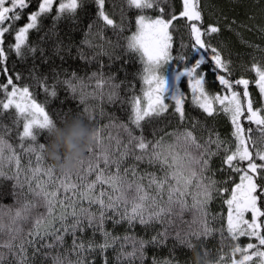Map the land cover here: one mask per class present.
Masks as SVG:
<instances>
[{
	"label": "snow or ice",
	"instance_id": "6c2138e0",
	"mask_svg": "<svg viewBox=\"0 0 264 264\" xmlns=\"http://www.w3.org/2000/svg\"><path fill=\"white\" fill-rule=\"evenodd\" d=\"M98 7V19L104 26H111L113 30L119 29L114 19L105 13V0H95ZM54 0H40L37 11L31 12L27 16L28 22L15 32L14 51L17 56H22L23 47L28 41L30 30H38L39 20L42 15L50 13ZM83 0H61L57 8V15L54 20H59L66 14L74 15L77 9L82 6ZM160 0H126L127 8L138 10L139 15L135 17V31L127 38V50L138 54L143 64V74L141 79L145 85L142 96H134L131 101V114L128 116V123L110 122L102 128L93 129L92 143L88 146L84 155L78 159L71 170H61L60 175H56L52 166L45 165L44 153L47 151L45 143L35 144L40 133L46 132L48 138L51 130L56 126V122L50 117L45 107L36 102L29 91L28 86L18 87L12 76L7 77V82L0 84V90L4 93V99L0 100V116L4 111L14 109L17 125L22 121L23 130L19 133V151L13 149L7 143L4 135L11 131L0 125V176L14 178L17 185L23 190L27 186V192L21 191L18 203L21 205L14 213L9 210L7 213L0 211V264H30L28 255L29 247L32 248V258L42 254L44 249L62 247L65 235L70 234L73 238L72 251L80 254L83 252L101 253L120 243L121 252L117 255V260L122 257L128 259L129 264L138 254L141 264H143V247L146 241H137L134 237L124 236L123 238L113 236L104 228L107 220H112L114 224H119L127 220L129 226L139 220L141 224H148L153 218H160L161 215H173L177 219H182L185 211L190 210L183 199L189 185L196 180L197 188L203 191V199H196L193 210L195 217L189 225L188 235L195 238L197 232L191 231L196 226L199 233L209 235L211 230L205 220V207L212 197L216 181L206 178L204 173L208 170L209 159L217 155L213 152L211 145L215 144L219 150L223 144L219 137L216 140L209 138L205 144L197 142L192 132L185 131L178 137V143L183 145L184 155L177 156L170 147L167 152L162 148V142L155 145L146 140L144 136V126L162 117L169 109L165 100L170 98L175 102L174 115H178L182 121L184 119V95L179 90L176 82L181 77H187L188 83L193 92L194 102L209 117L216 111L214 105L218 104L222 111L230 116L235 137V150L225 148L226 154L223 163L233 172L240 174L239 183H235L231 189V196L225 203L227 205V233L232 240L239 237L254 238L257 243H249L246 248L241 249L236 246L234 253H241L240 260H232V264H249L253 258L259 260V264H264V211L258 206L260 193H264V149H258L256 142L252 139L253 128L247 129L241 123V118H245L250 124H255L264 137V108L254 109L253 100L250 98L248 87L250 81L241 77L231 80L232 70L230 62L223 59L220 51L206 42V37L220 31L218 26H202V14L199 9V0H183V10L179 15H171V18H164V9L160 8L161 15L155 18L143 14L149 9L158 7ZM30 0H0V65L7 59L3 45L5 33H8L14 23L21 20L22 13L29 8ZM123 15V13H122ZM181 19L185 21V27L190 38V48L193 52L199 53L201 50L212 52L211 60L215 68L223 70L226 75L218 74L219 84L228 93L226 95H209L205 90L204 75L199 73L202 64L205 63V56L199 55L195 62L188 66L189 58L180 55L178 59L185 62L183 70H176L174 74L168 66L177 57L172 54L173 31L175 24ZM7 25V26H5ZM55 27V24L53 25ZM92 28V25H89ZM43 40V37H41ZM181 49L189 47L185 45L181 38ZM35 53L37 48L29 49ZM43 54V49H39ZM59 47H57V52ZM81 58H85L81 53ZM63 59V57H61ZM95 59V57H93ZM119 59V57H117ZM101 65L100 73H93L89 79H96V92L92 95H103L101 88L106 86L110 89L107 93L110 102L120 101V84L112 83L114 76L103 78ZM255 72V84L264 97V64L253 63L249 69ZM5 73L7 67L3 68ZM73 79L57 81L67 85L73 93L77 91L74 79H79L76 74H72ZM19 79V75L16 77ZM37 82L43 87L46 93L50 87L51 96L57 95L54 86L47 83L46 78ZM243 86V91H235L236 86ZM11 86V91H9ZM81 90L88 87L82 80L79 82ZM81 102H85L82 96ZM104 115L103 111L100 113ZM89 119L92 118V111L89 106H85L83 114ZM114 119V118H113ZM67 120V118H63ZM132 125L133 127H129ZM133 128L140 130L137 136ZM115 133V134H114ZM125 136V140L121 136ZM182 137V139H181ZM27 144V146H25ZM191 149L197 150L196 155L191 153ZM27 156L28 164L21 163ZM34 157V160H33ZM133 157L136 161L147 159L149 163L159 162L165 170L163 180H157L154 176L149 180V187L156 186L159 192L169 179L176 181L177 187L171 188L168 200L158 201L155 197L149 196L140 183L139 179L129 180L131 174L136 176L135 166L122 168L126 158ZM259 161V162H257ZM241 162H246V167L239 166ZM101 163L103 167H101ZM15 165V171L9 177L3 171L5 165ZM34 165V166H33ZM115 167L113 172L111 169ZM95 174V180L89 177ZM207 179V183L204 181ZM107 185L110 191H100L96 193L98 186L103 188ZM63 192L61 199L58 193ZM225 191H227L225 189ZM118 193L116 195H113ZM30 196V198H29ZM88 201V207H83L82 202ZM164 204V207H160ZM93 205L97 206V211H91ZM131 206V211H129ZM159 208V212L150 214L145 218V210ZM71 209V211H69ZM111 213V215H109ZM246 213H251V220L245 218ZM119 219H116V217ZM71 217V223H69ZM59 227H56V224ZM27 228V231L25 230ZM86 229H91L93 237L97 232L103 237V243L97 244L95 239L87 242L77 236V232L83 233ZM163 235H167L164 233ZM179 236V233H177ZM51 242L44 243L45 240ZM79 241V242H78ZM152 242H157L153 237ZM130 244L131 252H125V245ZM55 264H71L66 258L57 255L53 258ZM75 264H84L82 258H78ZM105 264H108L105 259ZM167 264V262H166Z\"/></svg>",
	"mask_w": 264,
	"mask_h": 264
},
{
	"label": "trees",
	"instance_id": "16d2710c",
	"mask_svg": "<svg viewBox=\"0 0 264 264\" xmlns=\"http://www.w3.org/2000/svg\"><path fill=\"white\" fill-rule=\"evenodd\" d=\"M60 2L61 0H54L52 11L40 18L39 29L30 30L28 41L22 49L24 53L22 56H17L14 47H11L15 45V32L28 22L27 16L31 12L38 10L40 0H30V6L22 13L21 20L15 22L10 31L5 33L2 46L5 49L7 59L0 65V84L6 83L7 77L12 76L13 82L18 87L28 86L33 99L45 107L58 127L65 130H68L75 123L76 115L81 116L83 114L86 105L92 111V118L89 119L87 115H84L83 118L90 122L93 129L102 128L110 122L127 124L128 116L131 114V99L134 96H142L145 90V85L141 79L143 74L142 61L138 54L127 50V38L135 31V17L141 13L138 10L127 8L126 0H105V13L123 29L122 31L119 29L114 31L111 26H104L103 22L98 19V7L95 0H83L82 6L77 9L74 15L66 14L61 16L59 20H54ZM160 8L164 9L165 19L171 18L173 14L178 16L183 10V0H160L158 7L149 9L143 14L155 18L161 15ZM199 9L202 14L203 27L213 25L220 29L218 33H213L205 39L212 47L220 51L223 59L230 62L229 67L232 70V76L229 78L233 81L241 77L248 79L250 81L248 91L253 100L254 109L264 108V97L261 96L255 84L257 77L254 71L249 70L253 63L264 64V0H199ZM54 24L55 27H53ZM89 25H92L91 29ZM175 27L172 54L177 59L168 68L174 72L175 70H183L185 62L178 59L180 55L188 56V66H191L195 59L199 58V55H204L205 63L201 65L198 71L204 75L205 88L212 95L228 94L217 79L218 74H226L223 70L215 68L214 62L211 60V50L193 52L190 48L191 41L185 27V21L181 19L175 24ZM181 38L183 43L189 47L181 49ZM33 47L37 48L35 53L29 51ZM57 47H59L58 52ZM39 49H43V54L40 53ZM81 53L84 54L85 58H81ZM101 65L104 66L103 78L107 79L114 76L115 78L111 82L121 85L119 96L124 101L123 104L119 100L116 102L108 100L107 93L110 89L106 86L101 88L103 95H92L96 92L97 80H90L89 77L93 73H100ZM4 67H7V73L3 71ZM73 73L79 78L73 80V83L77 85L75 93L67 85L57 83L58 80L73 79ZM17 75H19V79L16 78ZM38 78L41 80L46 78L47 83L54 86L57 95L51 96L52 87L46 93L37 82ZM81 80L88 85L83 90L79 87ZM176 83L184 95V119L181 121L178 115L173 114L175 102L172 99L168 100L166 102L169 105L168 111L158 120L144 126V136L153 145L161 141V146L165 152L171 147L172 151L181 157L184 155L183 145L178 143V137L185 131L192 132L197 142L202 145L209 138L216 140L219 137L220 141L223 142L219 150L215 144L211 145L212 151L218 154L209 159L208 170L204 173L206 178L216 181L212 197L204 209L205 220L211 232L209 235H204L202 239L203 234L199 233L197 227L194 226L191 231L197 232V235L195 238L188 235L189 225L195 217V212L191 209L196 199H203V191L197 188L198 182L196 180L183 190L186 192L183 199L190 210L184 212L182 219H177L171 214L168 216L161 215L160 218H153L148 224H141L139 220H136L132 226H129L127 220L119 224L107 220L104 228L113 236L123 238L127 235L134 237L137 241H146L147 243L142 250L143 264H166V262L167 264H232L233 259L240 260L242 258L241 253H234L233 249L236 246L241 249L246 248L245 240L250 239L245 236L232 240L227 233V205L225 201L230 198L231 189L235 183H239L240 175L223 163L225 155L230 154V152L225 153L224 149L235 150L236 141L232 135L234 128L230 116L224 113L221 108H215L216 111L211 117L199 108L193 100V92L186 76L181 77L180 81ZM10 88L11 86H9ZM234 90L242 93L243 86H236ZM253 95L256 96V100L253 99ZM82 96L85 98V102H81ZM3 99L4 93L0 90V100ZM101 111L104 115L100 114ZM261 115H264V112ZM15 118L14 109L4 111V114L0 116V125L11 129L4 135V139L12 145L14 150L19 151V133L22 132L23 126L22 121L18 125L14 123ZM63 118H67V120H63ZM241 123L245 129L253 128L252 139L256 142V147L264 149V137H256L260 134L257 126L250 124L243 117ZM129 127L133 126L129 125ZM133 132L137 136L141 134L139 129L133 128ZM50 139L46 132H42L38 135L35 144L38 146L40 143H45L47 146ZM121 139L126 142L125 136L122 135ZM190 151L193 155L197 153L195 149ZM44 157L45 165L52 166L56 175H60L61 169L55 166L48 157L47 151L44 153ZM28 159L25 156L21 163L27 165ZM132 166H135L136 176L133 177L129 174L128 179H139L148 195L155 197L158 201L166 202L171 188L177 187L176 181L171 179L170 174L164 188L159 192L155 185L149 187V180L153 176L157 180H163L165 177V170L162 169L159 162L149 163L147 159L136 161L133 157H128L122 168ZM239 166L246 167V162H241ZM10 167L11 172L8 170L9 165L7 164L3 169L9 177L15 171V165ZM101 167H103L102 163ZM111 170L114 172L115 167L113 166ZM95 178V174H92L89 180H95ZM258 182L264 183V181ZM204 183H207V179ZM102 190L110 191L108 186L104 185L103 188L98 186L96 193L98 194ZM21 191L27 192V186L25 185L22 190L17 185L16 179L0 176V211L7 213L11 210L14 213L21 206L17 202L18 194ZM116 194L118 193L113 195ZM58 195L61 199L63 198L62 191ZM260 197L258 206L264 211V193H260ZM81 206L87 208L89 206L88 201L84 200ZM164 206V204H160V207ZM91 211L96 212L97 206L93 205ZM129 211H131V206H129ZM156 212H159L158 207L146 209L145 218L147 219L150 214L154 215ZM245 218L250 221L251 213H246ZM116 219L119 217L117 216ZM261 219L264 220V218ZM68 222L71 223V217H69ZM59 226L57 223L56 227ZM25 230L27 231V228ZM164 233L167 235H163ZM77 236L85 242L95 239L97 244L103 243L101 234L97 232L93 237L91 229H86L83 233L77 232ZM153 237H156L157 242H152ZM72 241V236L66 234L62 247L44 249L42 254L37 255L34 259H31L32 248L29 247L30 264H55L53 258L57 255L66 258L71 264H75L78 258H82L84 264H105V259H107L108 264H129L125 257L117 260V255L121 252L120 243H123L122 239L114 247L103 253L86 251L81 253L80 257L75 251H72ZM250 241L249 243H257L254 238ZM49 242H51L50 239L44 241V243ZM123 251L131 252V245H125ZM255 259L249 264H259V260ZM130 264H141L139 254L130 261Z\"/></svg>",
	"mask_w": 264,
	"mask_h": 264
},
{
	"label": "clouds",
	"instance_id": "9594fccd",
	"mask_svg": "<svg viewBox=\"0 0 264 264\" xmlns=\"http://www.w3.org/2000/svg\"><path fill=\"white\" fill-rule=\"evenodd\" d=\"M93 128L90 122L76 115L75 123L68 129L57 125L50 132L47 155L61 170H71L92 143Z\"/></svg>",
	"mask_w": 264,
	"mask_h": 264
},
{
	"label": "rangeland",
	"instance_id": "374dc122",
	"mask_svg": "<svg viewBox=\"0 0 264 264\" xmlns=\"http://www.w3.org/2000/svg\"><path fill=\"white\" fill-rule=\"evenodd\" d=\"M170 71L174 74V70H170ZM175 71H176V70H175ZM176 85H177V83H176ZM190 89H191V87H190ZM191 90H192V89H191ZM205 90L208 92V90H207L206 88H205ZM9 91H11V88L9 89ZM208 93H209V92H208ZM209 95H212V94L209 93ZM253 99L256 100V96H255V95H253ZM168 100H171V99H170V98L166 99V100H165V103H166ZM166 104H168V103H166ZM214 107H215V108H220V106H218L217 104L214 105ZM256 137H257V138H262L261 134H258ZM263 142H264V138H263ZM250 239H253V238H250ZM250 239L245 240V241H246V246H247V243L251 242ZM253 260H256V259L253 258ZM237 261H238V260H237Z\"/></svg>",
	"mask_w": 264,
	"mask_h": 264
},
{
	"label": "bare ground",
	"instance_id": "6f19581e",
	"mask_svg": "<svg viewBox=\"0 0 264 264\" xmlns=\"http://www.w3.org/2000/svg\"><path fill=\"white\" fill-rule=\"evenodd\" d=\"M231 133V132H230Z\"/></svg>",
	"mask_w": 264,
	"mask_h": 264
}]
</instances>
